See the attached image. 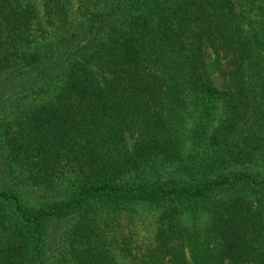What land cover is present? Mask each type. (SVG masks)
Listing matches in <instances>:
<instances>
[{
  "label": "trees",
  "instance_id": "trees-1",
  "mask_svg": "<svg viewBox=\"0 0 264 264\" xmlns=\"http://www.w3.org/2000/svg\"><path fill=\"white\" fill-rule=\"evenodd\" d=\"M189 263L264 264V0H0V264Z\"/></svg>",
  "mask_w": 264,
  "mask_h": 264
},
{
  "label": "rangeland",
  "instance_id": "rangeland-1",
  "mask_svg": "<svg viewBox=\"0 0 264 264\" xmlns=\"http://www.w3.org/2000/svg\"><path fill=\"white\" fill-rule=\"evenodd\" d=\"M36 1H39V0H36ZM212 77H213L214 82H215L216 85H218L220 87H223L224 86V84H225V82H224L225 81V77L222 74V72H220V71H218L216 69H213V71H212ZM189 264H192V263H189Z\"/></svg>",
  "mask_w": 264,
  "mask_h": 264
}]
</instances>
